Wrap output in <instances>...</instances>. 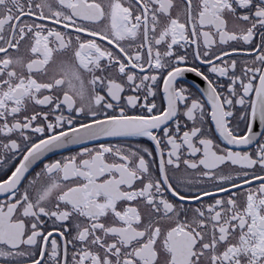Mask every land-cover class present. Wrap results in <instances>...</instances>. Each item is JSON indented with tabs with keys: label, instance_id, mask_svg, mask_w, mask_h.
Masks as SVG:
<instances>
[{
	"label": "snow or ice",
	"instance_id": "obj_1",
	"mask_svg": "<svg viewBox=\"0 0 264 264\" xmlns=\"http://www.w3.org/2000/svg\"><path fill=\"white\" fill-rule=\"evenodd\" d=\"M0 264H264V0H0Z\"/></svg>",
	"mask_w": 264,
	"mask_h": 264
},
{
	"label": "flooded vegetation",
	"instance_id": "obj_2",
	"mask_svg": "<svg viewBox=\"0 0 264 264\" xmlns=\"http://www.w3.org/2000/svg\"><path fill=\"white\" fill-rule=\"evenodd\" d=\"M191 78V77H190Z\"/></svg>",
	"mask_w": 264,
	"mask_h": 264
}]
</instances>
